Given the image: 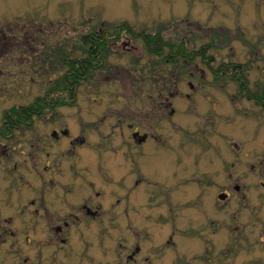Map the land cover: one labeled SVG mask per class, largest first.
<instances>
[{
  "label": "rangeland",
  "instance_id": "1",
  "mask_svg": "<svg viewBox=\"0 0 264 264\" xmlns=\"http://www.w3.org/2000/svg\"><path fill=\"white\" fill-rule=\"evenodd\" d=\"M121 24L264 88V0H0V123L82 35ZM109 52L74 105L0 138V264H264V109L198 56L173 66L124 36Z\"/></svg>",
  "mask_w": 264,
  "mask_h": 264
},
{
  "label": "flooded vegetation",
  "instance_id": "2",
  "mask_svg": "<svg viewBox=\"0 0 264 264\" xmlns=\"http://www.w3.org/2000/svg\"><path fill=\"white\" fill-rule=\"evenodd\" d=\"M90 33H87V34H84L82 35L81 38H79L78 40V43H79V46H80V49H74V51H70V53L68 52H64L65 54H69V58L68 59H71L72 57L73 58H76V60H85L87 63H91L92 60L94 61H98L100 63V65L91 68L92 72H91V75L87 78V79H84L85 76H88V74L85 73L84 76H82L81 78L79 77H76L78 79H75V80H71V78H73V75L70 73V72H73V71H68L65 75H67V78L66 77V89L63 90V94H65L66 96H69V102L70 103V107L72 105L75 104V100H76V96H75V93H76V90L81 87V84L82 83H86L87 81H89V79L92 78V76H94L95 72H97L98 70H102V69H105L106 67V59H107V56L108 54L110 53V45L112 43H116L118 40H120V37L121 36H124L126 39L127 38H135L137 40H141L140 37H137L136 34L138 33H141V32H145V34H148L149 32L147 31H141V32H134L133 30H131L130 28L128 27H125V28H122L121 30L120 29H115L113 30V32L111 33L110 31H105V30H98V31H89ZM107 33L106 37L104 38H100L98 39V37L100 36V34H105ZM158 34H156V37L160 38V41H159V45L157 48H155V52L154 53H151L148 48H146L145 46V42L143 40H141L142 42V45H143V50L146 52L147 55H150L152 56L154 59L156 58L157 60H160L162 62H166V63H169V64H173V66L176 64L179 63L180 60H183V62H192L194 60V58H196L197 56L202 59L203 62H206L207 64V67H209L211 70H212V73H214L213 71V68L211 67L209 61L212 59L211 57H207V47L203 48L202 47L198 50L196 49H193V50H190L189 52H187L186 54L183 53L185 52V49L183 48V42H179V41H175V43H172L169 39H166V38H163V36L161 35V32L158 31ZM94 35V40L93 42H96L97 46L95 47H87V46H84L83 47V42H82V39H84L85 36H93ZM103 42H105L106 44L103 45ZM98 44H100V46H98ZM129 45V42L128 43H124L123 44V49L124 51L126 52H131L127 46ZM207 51H206V50ZM91 51H95L96 54H93L91 56H89V53ZM63 57V56H62ZM64 61H69V60H66V59H60L59 60V63L62 65V63ZM64 69H63V72L61 74H63L65 72V69L66 67L63 65ZM244 70V69H243ZM242 70V73L244 74V71ZM215 75V73H214ZM77 76V75H76ZM216 76V75H215ZM244 78H245V75H244ZM55 82V81H54ZM249 80L248 78L246 77V81H245V88H244V93H245V97L249 100H253L258 106H260L262 109H264V88L262 90H258V91H251L250 88H249ZM71 84L72 86H74V90L70 91L71 89ZM239 87V85H238ZM192 88V87H190ZM240 92V89L238 90ZM159 93V97L164 99V100H160L159 103H162L163 106H166L164 104V102L167 100V98H169V96H174V95H177L178 92L177 90L173 89V90H169L167 89V94H165L164 90H159L158 91ZM175 92V93H173ZM62 93H60L61 95ZM151 100H150V103L153 105V98L150 97ZM2 121V120H1ZM4 123V121H2L0 123V126ZM63 126V125H62ZM6 129H4V131L0 128V138L4 139V140H9L10 138H12L14 135L13 133L16 131V130H19V128H26V126H19L17 127L16 129H9L8 128V125H6ZM65 127V126H64ZM57 129V128H56ZM54 129V130H56ZM9 130V131H8ZM59 130V131H58ZM56 131L53 132L52 135H55L56 138H59V135L62 137V135L65 136L66 135H70V133L68 132V130L66 129H63L60 128ZM10 132V133H8ZM133 136H135L136 138H139L140 141L144 140L146 138V136H144V138L142 137H139L137 136L136 133L133 134ZM74 137V135H73ZM73 137L71 136V138L73 139ZM22 152V151H21ZM239 189V185L235 184L234 186V190H238ZM224 195L225 198L227 197V193L226 192H221L219 193L218 195ZM217 195V196H218ZM219 197V196H218ZM224 198V199H225ZM224 199H220V200H224ZM85 212L86 213H90V214H95L94 212H91L89 210V208H86L85 209ZM1 220V218H0ZM1 223V221H0ZM58 231L60 230L59 228H57Z\"/></svg>",
  "mask_w": 264,
  "mask_h": 264
},
{
  "label": "trees",
  "instance_id": "3",
  "mask_svg": "<svg viewBox=\"0 0 264 264\" xmlns=\"http://www.w3.org/2000/svg\"><path fill=\"white\" fill-rule=\"evenodd\" d=\"M125 24H121V26L117 29L125 28ZM129 28V27H128ZM107 33L100 34L98 39L106 37ZM156 34H158V30L154 31L153 33L145 34V32H141L136 34L137 37H140L141 40L145 42L146 48L151 53L155 52V48L158 47L160 38L156 37ZM93 36H85L84 39H82L83 47H95L97 46L96 42H93L94 40ZM106 43L103 42V45ZM100 46V44H98ZM78 49H80V46H78ZM203 49V47H202ZM96 54L95 51H91L89 53V56ZM69 54L63 53L62 59H66L69 61H64L62 65L66 67L65 72L63 74H60V76L53 82V84L49 85V89L47 90V93L43 96H39L38 98H35L32 102H30L27 105H18V107L12 106L8 108L7 111H5L2 115V121L4 123L0 126V128L4 131L6 129V125H8V128L16 129L19 126H26L27 128H30V126L33 124L34 120L36 118H40L43 116L45 111L53 110L55 107L61 106V105H67L69 106L71 102H69V96H66L63 94V90L66 89V77L65 75L68 71L73 75V78L71 80L78 79L76 77L81 78L82 76L88 74V76H85L84 79H87L91 75V68L100 65L98 61L92 60L91 63H87L85 60H76V58H69ZM210 63V61H209ZM99 67V66H98ZM244 67L242 65H231L227 64L226 62L222 61L219 63L218 67L213 68V71L215 75L218 77L220 76H228L229 79H233L237 81L241 91H244L245 88V81L246 78H244V75L242 73V70ZM77 75V76H76ZM68 78V77H67ZM69 79V78H68ZM72 86V84H71ZM74 90V86L71 87L70 91ZM60 93H62L60 95ZM35 118V119H34ZM9 131V130H8ZM10 133V132H8Z\"/></svg>",
  "mask_w": 264,
  "mask_h": 264
},
{
  "label": "water",
  "instance_id": "4",
  "mask_svg": "<svg viewBox=\"0 0 264 264\" xmlns=\"http://www.w3.org/2000/svg\"><path fill=\"white\" fill-rule=\"evenodd\" d=\"M218 196H219L220 199H224L225 198V196L224 195H221V194L218 195Z\"/></svg>",
  "mask_w": 264,
  "mask_h": 264
}]
</instances>
